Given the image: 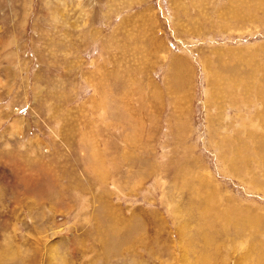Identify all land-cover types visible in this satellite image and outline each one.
<instances>
[{"label": "rangeland", "instance_id": "374dc122", "mask_svg": "<svg viewBox=\"0 0 264 264\" xmlns=\"http://www.w3.org/2000/svg\"><path fill=\"white\" fill-rule=\"evenodd\" d=\"M263 1L0 0V264L264 258Z\"/></svg>", "mask_w": 264, "mask_h": 264}, {"label": "bare ground", "instance_id": "6f19581e", "mask_svg": "<svg viewBox=\"0 0 264 264\" xmlns=\"http://www.w3.org/2000/svg\"><path fill=\"white\" fill-rule=\"evenodd\" d=\"M263 2H264V1H263ZM249 65H250V64H249ZM180 87H181V86H180ZM247 218L250 219V221H253V222L255 221L254 219H256L255 217H251V216H247ZM225 221H226V220H225ZM260 258H261L260 255L254 256L253 259H251L250 256H249L248 262H249V260H250V262L252 261V264H253V262H254L255 264H264V262H261L262 259H264V258H261V260H260ZM246 259H247V258L242 259V260H241V264H247V263L245 262ZM198 260H200V261H202V262L209 261V257H208L207 255H202L201 257L198 258ZM185 263H186V262H185ZM189 263H190V262H189ZM238 264H240V263H238ZM248 264H251V263H248Z\"/></svg>", "mask_w": 264, "mask_h": 264}]
</instances>
